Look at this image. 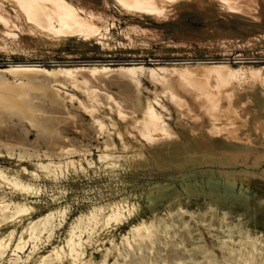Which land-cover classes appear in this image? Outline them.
<instances>
[{
	"label": "rangeland",
	"instance_id": "1",
	"mask_svg": "<svg viewBox=\"0 0 264 264\" xmlns=\"http://www.w3.org/2000/svg\"><path fill=\"white\" fill-rule=\"evenodd\" d=\"M72 1L106 21L107 30L100 31L104 34L101 39L72 34L57 42L44 43L37 35L27 32L20 45L7 40L10 51L0 49V68L13 63L46 67L130 62L153 65L172 58H226L234 67L264 66V12L255 20L227 13L212 2L193 0L179 6L174 15L157 19L123 10L116 0ZM128 22L150 28L154 35L139 39L131 33L133 42L129 44L125 38ZM0 78L32 83L24 88L30 106L28 117L18 108L0 106V169L5 176L30 182L39 191L32 197L14 192L9 186L0 188V197L9 202L34 206L31 214L18 218L17 222L0 221V238L8 244L0 256V264H35L39 259L43 260L42 264H90L86 261L91 264H264V186L257 184L262 182L264 156L258 159L256 168H248L256 172L248 184L241 183L237 177L234 187L237 206L204 212L206 195L193 193L185 198L186 194H181L182 178L195 189L204 186L206 171L211 170L215 174L211 175V182L222 185L225 180L218 170H239L243 166L228 169L186 163L180 168L174 164L159 168L153 160L147 165H132L125 160L130 152L120 146L108 127V120L97 111L90 113L84 109L80 101L86 86L74 89L62 76L52 78L33 71L15 75L0 73ZM87 78V86L96 90L97 100L105 108L115 113L118 103L124 113L131 114L135 87L128 77L111 73ZM42 87H55L59 92L45 93ZM139 88L144 97L160 95L170 122H176V109L164 95L163 86L148 72L140 75ZM107 150L112 151L113 160L122 162L121 167L115 166V161L109 165L98 162V155ZM85 158L93 163L87 165ZM254 158L251 155L246 162L251 164ZM69 159L81 160L84 169L79 164L77 170L66 165ZM41 164L58 175L43 174ZM23 167L35 171L38 177H27ZM161 187L173 194L169 201L162 199L163 205L156 204L154 215L147 208L148 196L156 194ZM56 197H59L57 201ZM121 199L138 206L137 211L130 216L127 211L119 214V224L103 231L97 243L100 232L96 228L103 221L102 216L111 213L114 202ZM49 213L50 222L43 224L41 219ZM224 213H228L226 217ZM93 217L99 223L84 230ZM30 220L36 223L34 239L21 235L23 226ZM71 234L76 240L75 248L82 250L75 263L67 248L62 258L53 255V249L63 246ZM22 236L28 241L13 255L11 249Z\"/></svg>",
	"mask_w": 264,
	"mask_h": 264
},
{
	"label": "bare ground",
	"instance_id": "2",
	"mask_svg": "<svg viewBox=\"0 0 264 264\" xmlns=\"http://www.w3.org/2000/svg\"><path fill=\"white\" fill-rule=\"evenodd\" d=\"M116 1L123 10L133 14H149L157 19H164L168 14L174 15L182 4L193 0ZM200 1L215 3L227 13L240 14L255 20L260 19L264 12V0ZM7 5L11 7L8 8ZM102 30H107L106 21L96 15L93 10L74 3L72 0H0V49L5 51H10L7 40L16 46L20 45L23 41V34L27 32L37 35L42 42L48 43L60 41L63 37L72 34H83L101 39L100 37L104 35L100 32ZM125 31V38L129 44L133 42L130 37L131 33L139 39L145 35H154L152 29L131 22L127 23ZM48 34L51 36L49 37ZM31 71L40 72L52 78L62 76L73 88L86 86L82 94L84 98L80 101L84 109L90 113L97 111L108 120V127L113 131L120 146L130 152L125 160L131 161L132 165H147L153 160L159 168L170 164L180 168L186 163L197 166L215 165L228 169L232 168L231 166H243L239 170H218L217 173L225 180L222 185H215L211 182V175L214 174L211 170L206 171L207 178L203 182L204 186L195 189H191L188 181L182 178L185 183L181 184L184 191L181 194H186L185 198L193 193L194 195H206L204 212L209 210L214 212L222 206L227 210L237 206L239 202L234 194L237 177L241 183L248 184L250 176L256 174L255 170L249 171L248 168H256L258 159L264 156V66L234 67L226 58H172L163 62H155L153 65L130 62L120 65L83 64L77 67H46L35 63H13L0 68V73L11 75ZM144 71L163 86L164 95L168 97L178 113L175 125L170 122L171 118L166 114L168 109L161 101L160 95L153 98L142 96L139 86L140 75ZM111 73L126 76L134 84L131 114L124 113L116 102L115 113L105 108L97 100L96 90L87 86L88 76H107ZM164 73L169 77H166ZM31 85L32 83L28 81H15V79L7 81L0 78V106L18 108L28 117L30 106L25 100L24 88ZM42 90L49 94L59 92V89L55 87H42ZM97 123L100 128L103 127L101 122ZM102 146L105 149L108 148L105 144ZM251 155L255 158L253 163L248 164L246 160ZM112 157V151L107 150L101 152L97 160L103 165H109L115 161V166L121 167L122 162L113 160ZM85 161L87 165L93 163L87 158ZM65 164L71 165L74 170H77L76 164H79L80 169H84L81 160L69 159ZM40 170L43 174L53 177L58 175L46 165L41 164ZM22 171L27 177H38L35 171L25 167ZM261 173L263 174L262 182L258 181L257 184L264 186V169ZM5 186L25 196L33 195L34 197L39 192L32 183L24 182L16 176H5L3 170L0 169V188H5ZM218 193H228L231 196L220 197ZM172 194L169 189L161 187L156 194L148 196L147 208L155 215L156 204L163 205L162 199L166 198V201H169ZM58 199L59 197H56L54 200ZM114 205L112 212L104 214L103 221L96 228V231L100 232L97 243L101 241L100 235L103 231L111 225L119 224L121 220L118 219L119 214L127 211V215L130 216L138 208L124 199L114 202ZM33 210L32 205L20 201L9 202L4 196L0 197V221L17 222L18 218L27 217ZM173 210H177L175 206ZM227 214L224 213V216ZM177 216L180 217V215ZM42 220L43 224L49 223L50 213L45 214ZM90 223L84 226V230H88L91 225L99 222L96 221V217H93ZM35 228L36 223L30 220L23 226L21 235L25 234V237L29 236V239H34L37 234L34 233ZM27 241L22 236L11 249L12 254L15 255L14 253L22 250ZM75 241L71 234L65 239L63 246L53 249V255L62 258L69 249L73 257L72 262L75 263L82 255V250L75 248ZM7 247L6 241L0 238V256ZM86 262L92 263L91 261ZM42 263L43 260L39 259L35 264Z\"/></svg>",
	"mask_w": 264,
	"mask_h": 264
}]
</instances>
